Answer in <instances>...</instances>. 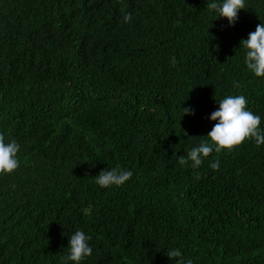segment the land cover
I'll return each instance as SVG.
<instances>
[{"label":"trees","instance_id":"trees-1","mask_svg":"<svg viewBox=\"0 0 264 264\" xmlns=\"http://www.w3.org/2000/svg\"><path fill=\"white\" fill-rule=\"evenodd\" d=\"M208 2L0 0V133L20 146L0 174V264H65L76 230L93 250L80 264H175L173 249L264 264V144L178 162L229 95L264 131V77L240 45L264 0H245L233 26ZM116 167L133 173L124 185L95 183Z\"/></svg>","mask_w":264,"mask_h":264},{"label":"clouds","instance_id":"clouds-1","mask_svg":"<svg viewBox=\"0 0 264 264\" xmlns=\"http://www.w3.org/2000/svg\"><path fill=\"white\" fill-rule=\"evenodd\" d=\"M207 8L215 14V18H226L229 26H233L238 19L241 9H247L245 0H210ZM132 19L130 13L123 16V22L128 23ZM241 47L245 50L244 63L247 68L256 76L264 77V23H259L255 31L248 34L247 39H241ZM177 61L171 59L175 66ZM239 85H237L238 87ZM247 99L243 95H229L219 100V108L213 111L208 119L217 123L207 133V140L202 141L198 146L192 147L187 155H180L178 162L181 165H189L193 169L198 168L204 158L214 152L220 153L223 150L232 151L236 146L245 140L252 139L257 146L264 144V131L260 129L261 118L247 110ZM184 114L193 115L191 107L182 108ZM19 144L15 140L5 142V137L0 133V174H12L19 167L17 153ZM213 170H219V160L210 164ZM130 170H122L119 167L110 170H101L95 176V183L101 188L122 186L131 177ZM91 237L81 230H76L68 239V254L64 257L65 264H80L86 257L92 255V247L89 245ZM167 256L175 258V264H192L191 260L185 261L178 249L168 251Z\"/></svg>","mask_w":264,"mask_h":264}]
</instances>
